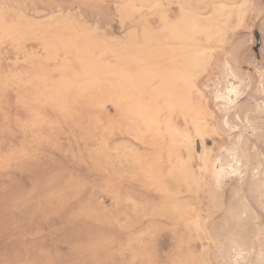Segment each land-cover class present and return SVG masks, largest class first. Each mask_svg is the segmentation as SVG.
I'll return each mask as SVG.
<instances>
[{"label":"rangeland","instance_id":"rangeland-1","mask_svg":"<svg viewBox=\"0 0 264 264\" xmlns=\"http://www.w3.org/2000/svg\"><path fill=\"white\" fill-rule=\"evenodd\" d=\"M0 264H264V0H0Z\"/></svg>","mask_w":264,"mask_h":264},{"label":"water","instance_id":"water-1","mask_svg":"<svg viewBox=\"0 0 264 264\" xmlns=\"http://www.w3.org/2000/svg\"><path fill=\"white\" fill-rule=\"evenodd\" d=\"M258 46H260V38L257 36Z\"/></svg>","mask_w":264,"mask_h":264}]
</instances>
